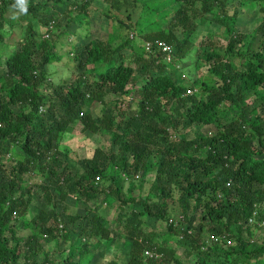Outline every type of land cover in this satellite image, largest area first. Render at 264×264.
<instances>
[{"label": "trees", "instance_id": "obj_1", "mask_svg": "<svg viewBox=\"0 0 264 264\" xmlns=\"http://www.w3.org/2000/svg\"><path fill=\"white\" fill-rule=\"evenodd\" d=\"M98 1L0 0V264H264V0ZM73 124L104 146L75 169Z\"/></svg>", "mask_w": 264, "mask_h": 264}, {"label": "rangeland", "instance_id": "obj_2", "mask_svg": "<svg viewBox=\"0 0 264 264\" xmlns=\"http://www.w3.org/2000/svg\"><path fill=\"white\" fill-rule=\"evenodd\" d=\"M93 6L94 8L97 9H103V5L98 1V0H94L93 2ZM92 6V7H93ZM12 10V9H11ZM56 16L58 17L59 21H65L67 20V18L69 17V12L65 10V7L63 5H57L56 9L54 10ZM91 12V11H90ZM12 15H14L13 11H10V13L8 14V17H10ZM18 17V16H17ZM17 17L15 18V20L17 19ZM249 17H247L246 19H244L242 22H245V27H248L250 22V19H248ZM14 19V18H13ZM97 23V22H96ZM93 23L90 29V34L93 37H101L104 38L105 33L102 32L101 27L99 25V22L97 24ZM242 26V25H241ZM239 26V27H241ZM244 26V25H243ZM100 27V29H99ZM212 27V28H211ZM210 27V32L214 31L213 28H215L214 26ZM247 29V28H246ZM104 30V28H103ZM217 30V29H216ZM66 42H68V40H65ZM78 41H80L78 39ZM65 49H68L65 48ZM127 53V51H126ZM70 63L66 60V56L63 57V59L59 62V63H51V65H49V71L51 72V78L53 80H55V82H62V81H67L71 75L70 73ZM140 65H138L139 67ZM138 70V69H137ZM199 75L201 74H205V70L202 69L199 73ZM143 75L142 72L140 70H138L135 73V78H138L139 76ZM249 109L252 108L250 106H248ZM122 108V106H121ZM80 126L78 124H73V129H69L68 132H66L59 144V151H63L66 155V161L67 164L71 167V168H77V165L75 163V161L77 159H81L85 156L90 155V152L92 151V148L96 147V146H101L104 147L101 143L100 140L98 138V136H94L92 134L89 133H84L81 134L80 133ZM202 133L205 132H209L211 134L214 133V129L212 127L210 128H205L201 130ZM189 134L187 135L188 137L192 136V134L190 132H188ZM12 152L15 154L17 153V148H13ZM11 158V157H10ZM7 159L5 160L7 162L8 165H10L12 159ZM61 169H68L66 168L65 163L63 164V166H61ZM148 178V177H147ZM152 179V176H150L148 178V180L150 181ZM32 183L35 184H45L46 185V180H44L43 178H39L37 179V177H34V179L32 180ZM38 194H40V192H37ZM36 194V193H35ZM65 206H66V210L65 212L69 215H74L77 212H79V207L75 204V201L73 199H67L65 202ZM58 209H60L61 207L58 206ZM60 211V210H58ZM37 212V208L36 207H31L30 208V216L34 215V213ZM111 213V212H109ZM107 220L110 223V226L114 225V222L112 223L111 221V216L110 214H107ZM75 226V225H73ZM23 229H25L24 227H22ZM158 232V229H157ZM29 233V231L26 229L25 233H22V237L25 238V236H27ZM259 235L258 231L254 232V236L257 237ZM61 246L62 243L59 244L58 249L61 250ZM181 250H176V253L179 254ZM38 257V261L41 260V256H37ZM126 257H127V253H126V248L125 247H121L120 243L119 245L117 244H109V243H104L95 253V257L92 260V264H106L109 261H116L118 264H125L126 262Z\"/></svg>", "mask_w": 264, "mask_h": 264}, {"label": "clouds", "instance_id": "obj_3", "mask_svg": "<svg viewBox=\"0 0 264 264\" xmlns=\"http://www.w3.org/2000/svg\"><path fill=\"white\" fill-rule=\"evenodd\" d=\"M12 8L14 9V19L19 15L26 14L28 11L27 0H14Z\"/></svg>", "mask_w": 264, "mask_h": 264}, {"label": "built area", "instance_id": "obj_4", "mask_svg": "<svg viewBox=\"0 0 264 264\" xmlns=\"http://www.w3.org/2000/svg\"><path fill=\"white\" fill-rule=\"evenodd\" d=\"M159 46H160V49H161L163 52H167V54H168V52H169V48H168L164 43H160ZM148 47H149V45L147 44V45H146V48H148ZM168 57H169V56L167 55V59H169Z\"/></svg>", "mask_w": 264, "mask_h": 264}]
</instances>
